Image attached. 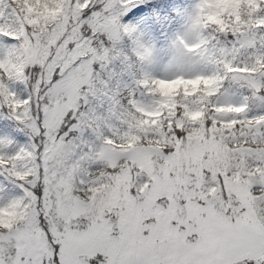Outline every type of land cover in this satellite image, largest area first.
I'll list each match as a JSON object with an SVG mask.
<instances>
[{"label": "snow or ice", "instance_id": "6c2138e0", "mask_svg": "<svg viewBox=\"0 0 264 264\" xmlns=\"http://www.w3.org/2000/svg\"><path fill=\"white\" fill-rule=\"evenodd\" d=\"M140 2L40 0L29 12L24 0H0V63L9 66L0 71V107L32 134L27 150L0 154V175L25 192L0 206L12 217L0 224V264H264V115L246 117L247 103L213 104L225 77L144 79L153 101L130 99L119 126L107 125L110 136L80 111L91 94L84 75L106 39L131 36L120 18ZM58 5L54 20L29 23ZM215 31L264 48V0ZM227 71L255 96L264 89V52L251 63L232 60ZM157 113L158 126H141ZM89 128L102 140L95 153L83 139Z\"/></svg>", "mask_w": 264, "mask_h": 264}, {"label": "rangeland", "instance_id": "374dc122", "mask_svg": "<svg viewBox=\"0 0 264 264\" xmlns=\"http://www.w3.org/2000/svg\"><path fill=\"white\" fill-rule=\"evenodd\" d=\"M37 4L38 1H36ZM202 0H158L151 7H147L146 3H139L132 10L128 11L126 15L120 18L121 25L127 26L131 30V36L121 34L118 39L110 40L111 43L116 46L117 50L120 51L123 43V37L129 42L131 52L140 58L144 55L146 57V65L142 66L143 80H169L180 76L185 78H192L197 75L211 76L219 75L224 77L221 73V68L231 67V61L235 60L237 65L243 63H251V57L249 56L251 48L248 47L250 39L248 37H238L235 40H226L225 43L217 42V39H212L208 33H197L196 39L206 45L203 52L198 54L189 55L187 59H183L180 55V48H187L188 43L185 42L184 37L187 32L191 29L195 17L198 14L199 6ZM254 4V0H207V6L202 16V25L206 26L209 22H220L225 14H231L236 17L239 16V7L244 5ZM60 11H55V14L49 16V19L53 20V17L58 16ZM52 17V18H51ZM34 20L29 21L33 23ZM157 32H155V31ZM4 44H14V41L3 40ZM244 47L241 48L240 45ZM261 52L260 48L255 50L253 54ZM225 59L228 63L226 65ZM99 61L96 57L95 61ZM91 68H89L84 75L86 83L90 82ZM257 81L260 82L261 78L256 77ZM238 84V80L233 76H230L227 80L222 79L218 93L213 104L217 105H235L240 106L247 102L246 96L242 92L234 90L231 85ZM128 86V83L125 84ZM12 90L15 93L19 91V84L15 83L12 85ZM133 91V90H132ZM134 92V91H133ZM260 91L254 96L253 106L248 105V111L244 114L248 118H254L260 115H264V98ZM132 97L136 101L144 106H149L153 101V97L145 96L143 94L132 93ZM173 96L174 92L170 91L163 107L169 110L173 108ZM115 108H111L107 116L109 120H105L103 123L106 125L108 130V124L114 123L119 126V121L111 113H115ZM194 114L192 117H196ZM2 113L0 112V142L10 141V131L4 128V122L2 120ZM91 119L96 125L100 124V119L94 118L92 112L90 113ZM150 120H158L159 114H153L149 117ZM91 139L87 142L88 147L93 149V152H97L99 147L95 146L97 143L96 135L89 130ZM111 133H107L110 136ZM19 139L15 145L9 144L5 147L0 143V154L3 152L10 151L9 155L20 149L27 150L30 144V139L27 133L23 136L18 135ZM18 139V138H17ZM78 143V142H77ZM80 143V142H79ZM78 143V144H79ZM133 146L134 143H129ZM82 147V146H81ZM130 147V148H131ZM77 148V151H80ZM86 151V150H85ZM91 166H95L93 170L100 167L99 163H93ZM4 178L0 180V188L3 192H0V203L11 201L15 197L22 198L25 192L22 188L14 184L10 178L6 175H2Z\"/></svg>", "mask_w": 264, "mask_h": 264}, {"label": "trees", "instance_id": "16d2710c", "mask_svg": "<svg viewBox=\"0 0 264 264\" xmlns=\"http://www.w3.org/2000/svg\"><path fill=\"white\" fill-rule=\"evenodd\" d=\"M36 0H24V6L25 8L28 9L29 12H31L33 9L29 8V4L35 3ZM38 2L40 3V0H38ZM37 4V3H36ZM248 5H244L241 10H240V16L242 14V12L244 11V9L247 7ZM55 11H62V8L58 5L55 8H48V7H44L43 10L40 12V15L38 17L37 20H34V23L39 22L40 19L43 20H48L49 16H51L52 14H55ZM52 18V17H51ZM238 25V24H237ZM211 35L212 37L217 36L218 38H220L221 40H225V39H229V40H235L236 36H234L231 32L228 33H218L216 31H211ZM108 44L105 43V47H107ZM258 48H260L259 44L257 45L256 49H252L249 56L252 57L253 52L255 50H258ZM261 52H264V48H260ZM106 59L104 60V65H106V74L108 75L110 73V71L116 68L120 67V71L119 72H126V73H130L131 69L129 68L131 64V61L129 59V55L127 53V46L126 43L123 47H121L120 51L115 52L114 49L107 51L106 53ZM225 67L221 68V73H223ZM97 73L93 72L92 75L94 76V78L96 77ZM118 73L114 72L112 74H110V76H112L113 78H116ZM230 76L227 74L225 77V80H227ZM107 84V83H106ZM107 90H101V92L98 94V96L93 95V99L89 102V107L92 110V116L94 118H98L100 119V124L96 125L94 124L93 127H95L96 129H98V131L101 132H107V130L105 129L106 126L103 124L104 120H109L107 116V113H109L111 108H115V117L118 118L119 116H121V114H123V116L125 115L127 110H130V107H128V104L126 102L125 98H122L120 93H117L114 91L113 86H111L110 84L107 85ZM231 87L236 90V91H240L242 92L246 98H247V102L249 106H253L254 102V95H253V90L250 89L247 84L243 83L242 81L238 80V84H232ZM99 89V88H98ZM25 90V91H24ZM19 92L24 93L27 92V90L25 89V87L22 89L20 83H19ZM98 92V90H97ZM96 92V93H97ZM261 94L262 97L264 98V89L261 90ZM123 118V117H122ZM200 118V115L198 114L194 119L197 120ZM119 121V119H117ZM141 126L142 127H156L158 126L159 122H156L154 124H152L150 121H141ZM18 123H12L10 121H8V123L5 124V127H14L13 130V135H12V145H15L19 139L18 134H16V131L19 130H26L28 132V128L22 126V125H17ZM18 138V139H17ZM84 141L88 142L91 139V135L89 133H84L83 136ZM30 144L32 143L31 140ZM78 143L80 142L79 140L77 141ZM134 143V141L132 142ZM29 144V145H30ZM28 145V147H29ZM129 147H131L132 144H128ZM16 146V145H15ZM96 147H99L98 143H95ZM86 150V149H85ZM10 151H4L3 154H8ZM15 153V152H14ZM12 153V154H14ZM92 169L95 168V166H91ZM4 178L2 175H0V180ZM5 179V178H4ZM27 187V186H25ZM24 196V195H23ZM14 199H19L18 197H15ZM10 201H6L5 203H0V206H3L7 203H9Z\"/></svg>", "mask_w": 264, "mask_h": 264}, {"label": "clouds", "instance_id": "9594fccd", "mask_svg": "<svg viewBox=\"0 0 264 264\" xmlns=\"http://www.w3.org/2000/svg\"><path fill=\"white\" fill-rule=\"evenodd\" d=\"M200 15V12L198 11L197 16L194 19V22L191 26V29L189 30V32H187L185 34L184 40L185 42L188 43L187 48L181 47L179 50V55L183 58V59H187L189 55H193V54H198L204 51L206 45L201 44L197 39V33H203V32H207L209 31V29L215 31V29L219 28L218 25H214L209 23L208 27L205 28L202 24L201 25H197L196 24V19L197 17ZM189 48H194L195 51H188ZM8 63L7 61L0 63V71H7L8 70ZM165 80V79H163ZM170 80V79H169ZM12 222V217H8V218H3V214H0V224H10Z\"/></svg>", "mask_w": 264, "mask_h": 264}]
</instances>
